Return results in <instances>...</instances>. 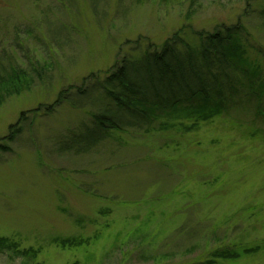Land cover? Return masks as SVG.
Segmentation results:
<instances>
[{
    "label": "rangeland",
    "instance_id": "obj_1",
    "mask_svg": "<svg viewBox=\"0 0 264 264\" xmlns=\"http://www.w3.org/2000/svg\"><path fill=\"white\" fill-rule=\"evenodd\" d=\"M221 26L240 30L262 84L264 0H0V63L28 76L0 89V140H13L0 152V239L19 252L0 264H203L256 246L217 264H264V87L247 101L234 76L221 115L160 116L79 155L62 146L112 102L94 92L43 110L84 80L103 85L124 56L175 34L197 49Z\"/></svg>",
    "mask_w": 264,
    "mask_h": 264
},
{
    "label": "trees",
    "instance_id": "obj_2",
    "mask_svg": "<svg viewBox=\"0 0 264 264\" xmlns=\"http://www.w3.org/2000/svg\"><path fill=\"white\" fill-rule=\"evenodd\" d=\"M239 31L234 27L215 28L212 33L200 35L202 40L197 49L175 34L160 47H147L137 57H122L107 72L103 85L99 82L87 85V80H84L73 96L66 91L60 92L54 104L43 109L46 113L64 102L73 108H82L84 104L80 101L88 100L94 92H103L113 104L107 110L92 114L91 125L77 134L72 133L69 145L62 146V149L73 150L79 155L105 140L111 131L143 129L160 116L182 117L186 114L187 119L192 120L191 126L212 119L221 115L228 102L238 97L234 76L246 82L245 90L250 94H245L246 100L255 98V89L262 90L264 82L254 81L261 74L260 68L249 63L247 47ZM27 77L22 69L0 63L1 90L25 85ZM69 97L75 99L69 100ZM12 141L10 135L1 139L0 152L9 151L8 144ZM14 247V243L0 239V251H12ZM259 249L256 246L245 247L240 252L235 249L216 250L203 264L236 261Z\"/></svg>",
    "mask_w": 264,
    "mask_h": 264
}]
</instances>
